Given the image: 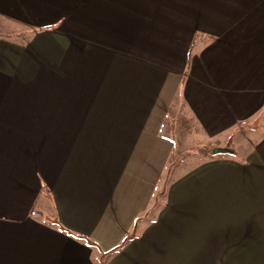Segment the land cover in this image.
Here are the masks:
<instances>
[{
  "label": "crops",
  "instance_id": "1",
  "mask_svg": "<svg viewBox=\"0 0 264 264\" xmlns=\"http://www.w3.org/2000/svg\"><path fill=\"white\" fill-rule=\"evenodd\" d=\"M0 264H264V0H0Z\"/></svg>",
  "mask_w": 264,
  "mask_h": 264
},
{
  "label": "water",
  "instance_id": "2",
  "mask_svg": "<svg viewBox=\"0 0 264 264\" xmlns=\"http://www.w3.org/2000/svg\"><path fill=\"white\" fill-rule=\"evenodd\" d=\"M228 150H224V149H216L213 151V153H221V152H227Z\"/></svg>",
  "mask_w": 264,
  "mask_h": 264
},
{
  "label": "trees",
  "instance_id": "3",
  "mask_svg": "<svg viewBox=\"0 0 264 264\" xmlns=\"http://www.w3.org/2000/svg\"><path fill=\"white\" fill-rule=\"evenodd\" d=\"M168 1V0H167Z\"/></svg>",
  "mask_w": 264,
  "mask_h": 264
}]
</instances>
